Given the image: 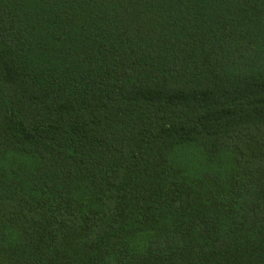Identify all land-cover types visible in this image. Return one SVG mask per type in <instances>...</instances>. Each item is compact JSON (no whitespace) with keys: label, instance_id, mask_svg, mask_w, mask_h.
<instances>
[{"label":"trees","instance_id":"16d2710c","mask_svg":"<svg viewBox=\"0 0 264 264\" xmlns=\"http://www.w3.org/2000/svg\"><path fill=\"white\" fill-rule=\"evenodd\" d=\"M0 264H264V0H0Z\"/></svg>","mask_w":264,"mask_h":264}]
</instances>
